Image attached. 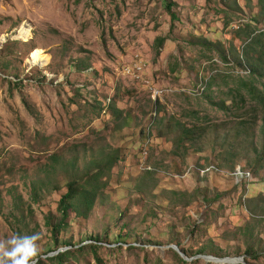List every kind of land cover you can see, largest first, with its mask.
I'll use <instances>...</instances> for the list:
<instances>
[{"label":"rangeland","instance_id":"rangeland-1","mask_svg":"<svg viewBox=\"0 0 264 264\" xmlns=\"http://www.w3.org/2000/svg\"><path fill=\"white\" fill-rule=\"evenodd\" d=\"M260 3L0 0V240L39 234L40 264H222L195 258L213 252L243 257L225 264H264V168L236 185L253 141L264 142L262 126L255 113L237 118L217 106L231 104L229 89L247 72L202 46L228 49L249 18L264 29ZM134 57L147 68H129ZM109 99L121 118L103 113ZM155 106L165 122L153 128ZM246 120L250 132L236 140ZM178 122L203 131L199 145L175 147ZM150 128L147 144L140 131ZM212 163L220 170L200 176ZM95 173L102 188L93 208L71 212L53 234L47 218L58 222L69 183ZM55 249L70 251L58 262L48 259Z\"/></svg>","mask_w":264,"mask_h":264},{"label":"trees","instance_id":"trees-1","mask_svg":"<svg viewBox=\"0 0 264 264\" xmlns=\"http://www.w3.org/2000/svg\"><path fill=\"white\" fill-rule=\"evenodd\" d=\"M260 1H261L260 19H263L264 0H260ZM172 7H173V3L168 2L167 8L171 14L172 23H174L178 21V16L176 15V12L172 10ZM259 23L260 21L257 18L256 19L249 18L245 23L235 27V29L232 32L233 41L230 42L228 49L220 42L204 41V43H202V46L206 47L207 50L215 51L223 63L231 64L233 67L244 69L247 72V76H243L236 86L229 89V94L230 96H232L230 101L231 104L227 105V103L221 102L220 104H217V106L220 107L222 110L230 112V114L235 115L237 118H239L238 115L241 116L240 114H242L241 111L243 109H246V112L255 113L256 120L254 124L255 125L260 124L262 126V131H263L262 134H264V29H260L258 27ZM172 29H173V25H172ZM164 40L165 39H162L161 43H163ZM235 40L241 41L242 45L240 47H237L234 44ZM209 85H211V83ZM201 86H203V84H201ZM202 88L204 91V87ZM151 100L154 102L163 101L160 99L155 101L152 98ZM154 104L159 105L161 103L157 102ZM109 110L110 111L112 110L114 115H118L119 118L123 116V112L116 108L115 103H112L111 99H109V101L103 105L102 111L104 114H108L107 112ZM155 110L156 113H154V115L155 114L156 115L152 118L153 122L150 124V127L153 125V128L155 127L156 124L162 126L164 125L165 122V120L162 117H160L161 113L157 108V106H155ZM125 122L126 121H124L122 126L125 124ZM248 126H251V123H249L247 120L244 121L242 127H240V125L237 126V128L234 131V136L236 140H242L239 138H241L244 134L247 135L248 132H250ZM176 129L180 132V136L175 144L176 148H182V147L185 148L188 145L189 141L191 143L197 142V145L200 144L202 140L203 131L200 130L199 128L187 127L186 125H183L178 122ZM150 130L151 128L146 129L144 131L143 130L140 131V134L144 135V137L147 138L146 139L147 144H149V142L151 141L153 142V138L150 133ZM251 150L253 151L255 157L254 159L248 161V167H249L248 170L242 166L238 167L241 168L242 171H237V172L242 173L241 176L245 178H243L240 183L238 184L236 183L237 186L244 184L249 185V183L252 182V178H251L252 176L253 179L255 180V175L253 174V171L257 175V173L260 172L262 168H264V142L261 146L259 144L258 145L255 144V141H253L251 145ZM145 151L143 152L145 153ZM198 152H200V149L197 150V153ZM54 158L56 157L54 156ZM107 158L108 159L106 161L108 163V167H107L108 169H111L113 165L117 162V160H120L117 154L113 156L109 155ZM224 159L228 161L229 165L234 166L235 164L234 156H231L230 158L225 157ZM69 166L75 168V163L72 164L70 163ZM101 167H102V163H99V167H97L95 171L97 170L101 171ZM219 170L220 167L216 163H212L210 165H204L199 167L198 169L200 176L202 177H204V175L208 173L215 174ZM233 170L235 171L236 169L234 168ZM144 171H146L147 174H153L154 171H156V169L147 166L146 164ZM100 180H101L100 174L95 173L94 175H90L88 178L84 180L74 181L69 183L68 191L61 197L59 201L58 209L61 214V217L58 219V222L56 223H53L52 221L49 222V219L47 218V223H49V226L51 227V231L53 232V234L61 231L63 228H65L68 225L69 223L68 220L71 216V212H75L76 216L85 217L87 215V213L93 208L95 200L101 194L100 190L102 186L98 185ZM68 243H69L68 245H72L70 242ZM56 250L58 249L51 251H56ZM69 251L70 250L59 251L55 255L48 257V259L62 262L64 261V258L67 256ZM203 252L204 250L199 251V253H203ZM213 253H215L217 256H221L220 252H213ZM247 253L251 254L252 252L251 250H247ZM36 263L40 264L42 263V260L38 259Z\"/></svg>","mask_w":264,"mask_h":264},{"label":"clouds","instance_id":"clouds-1","mask_svg":"<svg viewBox=\"0 0 264 264\" xmlns=\"http://www.w3.org/2000/svg\"><path fill=\"white\" fill-rule=\"evenodd\" d=\"M39 234H13L0 240V264H34L38 256Z\"/></svg>","mask_w":264,"mask_h":264},{"label":"water","instance_id":"water-1","mask_svg":"<svg viewBox=\"0 0 264 264\" xmlns=\"http://www.w3.org/2000/svg\"><path fill=\"white\" fill-rule=\"evenodd\" d=\"M172 247L176 250H178V246L176 244L172 245ZM59 251H55L50 253V255H55L56 253H58ZM178 252H180L178 250ZM180 254L182 256H185L184 252H180ZM186 258V257H185ZM195 258H204L206 260H208L209 262H216V263H239L242 262L243 257H230V256H226V257H220V256H215V255H208V254H199L196 255ZM37 262V259L34 261V264Z\"/></svg>","mask_w":264,"mask_h":264},{"label":"built area","instance_id":"built-area-1","mask_svg":"<svg viewBox=\"0 0 264 264\" xmlns=\"http://www.w3.org/2000/svg\"><path fill=\"white\" fill-rule=\"evenodd\" d=\"M134 60H135V67H129V68H142L144 70V68H147L145 67V64L143 62H141L139 59H136V57H134ZM127 77H130L128 74H123ZM135 79V78H133ZM144 84V87L145 89H151V86H157L155 84H148V83H143ZM155 94H152V96H154Z\"/></svg>","mask_w":264,"mask_h":264},{"label":"bare ground","instance_id":"bare-ground-1","mask_svg":"<svg viewBox=\"0 0 264 264\" xmlns=\"http://www.w3.org/2000/svg\"><path fill=\"white\" fill-rule=\"evenodd\" d=\"M154 102V101H153ZM157 102H159V103H161V101H157ZM157 102H154V103H157ZM154 113H156V111H154ZM156 115V114H155ZM146 147H144V149H145Z\"/></svg>","mask_w":264,"mask_h":264}]
</instances>
